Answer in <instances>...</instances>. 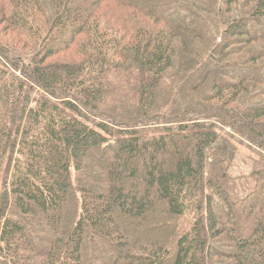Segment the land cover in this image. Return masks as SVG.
Instances as JSON below:
<instances>
[{
	"label": "trees",
	"instance_id": "trees-1",
	"mask_svg": "<svg viewBox=\"0 0 264 264\" xmlns=\"http://www.w3.org/2000/svg\"><path fill=\"white\" fill-rule=\"evenodd\" d=\"M1 26L0 264H264V0H0Z\"/></svg>",
	"mask_w": 264,
	"mask_h": 264
},
{
	"label": "rangeland",
	"instance_id": "rangeland-1",
	"mask_svg": "<svg viewBox=\"0 0 264 264\" xmlns=\"http://www.w3.org/2000/svg\"><path fill=\"white\" fill-rule=\"evenodd\" d=\"M2 28H3V26L0 27V40L5 39L8 34H9V36H11L10 32L8 33L7 31H5ZM72 51H67V52L61 53L59 55H56L49 62L69 61L71 59H74V57L76 58V56H75V53ZM230 140L236 146V148L240 154V157L242 156V158L245 160H255V161L258 160L259 156L257 154H255V152H251L244 145H239L235 138H232ZM101 247H102V245H101Z\"/></svg>",
	"mask_w": 264,
	"mask_h": 264
}]
</instances>
